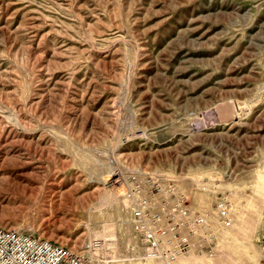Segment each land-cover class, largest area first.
<instances>
[{"label": "rangeland", "instance_id": "rangeland-1", "mask_svg": "<svg viewBox=\"0 0 264 264\" xmlns=\"http://www.w3.org/2000/svg\"><path fill=\"white\" fill-rule=\"evenodd\" d=\"M131 174L207 215L211 243L171 264L257 262L264 0H0V226L159 264L132 231Z\"/></svg>", "mask_w": 264, "mask_h": 264}, {"label": "built area", "instance_id": "built-area-1", "mask_svg": "<svg viewBox=\"0 0 264 264\" xmlns=\"http://www.w3.org/2000/svg\"><path fill=\"white\" fill-rule=\"evenodd\" d=\"M147 178L146 189L136 174L123 178L124 194L130 201L129 219L141 257L171 264L193 249H206V243L214 238L207 215L195 211L186 195L175 193L173 185L163 187L152 177ZM228 207L227 200L219 198L217 215L225 227L232 223ZM259 243L260 256L255 264H264V236ZM91 246L100 248L101 242L93 240ZM0 264H94V258L25 230L0 226Z\"/></svg>", "mask_w": 264, "mask_h": 264}, {"label": "bare ground", "instance_id": "bare-ground-1", "mask_svg": "<svg viewBox=\"0 0 264 264\" xmlns=\"http://www.w3.org/2000/svg\"><path fill=\"white\" fill-rule=\"evenodd\" d=\"M185 256H187V255H183V256H180V257H178L177 259H176V261L179 259V258H182V257H185ZM205 257H207V256H205ZM194 260V259H193ZM199 260H204L203 258H200V259H198V261ZM146 261H149V260H146ZM151 261V260H150ZM175 261V262H176ZM194 264H197V263H194ZM216 264V263H215Z\"/></svg>", "mask_w": 264, "mask_h": 264}]
</instances>
